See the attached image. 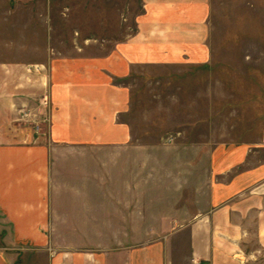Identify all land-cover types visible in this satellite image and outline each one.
Instances as JSON below:
<instances>
[{
  "label": "rangeland",
  "instance_id": "1",
  "mask_svg": "<svg viewBox=\"0 0 264 264\" xmlns=\"http://www.w3.org/2000/svg\"><path fill=\"white\" fill-rule=\"evenodd\" d=\"M142 13L141 0H0V130L12 143L43 137L52 146L55 211L83 214L86 226L84 233H56L55 241L163 243L171 264H192L191 230L210 208L218 152L264 140V0H210L207 58L112 77L128 92L118 122L129 139L72 151L51 137V74L35 62L44 53L107 56L137 32ZM1 62L23 68L14 73ZM1 225L0 216V248L12 246L13 234ZM252 249L251 242L243 264H264ZM29 253L15 264H45Z\"/></svg>",
  "mask_w": 264,
  "mask_h": 264
},
{
  "label": "crops",
  "instance_id": "2",
  "mask_svg": "<svg viewBox=\"0 0 264 264\" xmlns=\"http://www.w3.org/2000/svg\"><path fill=\"white\" fill-rule=\"evenodd\" d=\"M141 1L137 32L107 56L55 58L44 53L34 64L46 66L51 74V137L72 151L129 139L128 127L118 122V115L127 110L128 92L112 77L123 79L135 66L208 57L210 0ZM21 65L1 62V68L14 73ZM10 139L0 130L1 226L14 237L12 246L0 248V264H15L14 257L29 251L45 264H171L163 243L104 247L55 241L56 233H84L85 216L68 208L55 211L52 146L43 137L31 145ZM218 153L222 161L211 167L210 208L191 230L192 264H243V251L251 242L252 250L264 256V140L255 146L224 147ZM79 182L90 181L84 176Z\"/></svg>",
  "mask_w": 264,
  "mask_h": 264
},
{
  "label": "built area",
  "instance_id": "3",
  "mask_svg": "<svg viewBox=\"0 0 264 264\" xmlns=\"http://www.w3.org/2000/svg\"><path fill=\"white\" fill-rule=\"evenodd\" d=\"M196 264H211V263L210 262H203V263L197 262Z\"/></svg>",
  "mask_w": 264,
  "mask_h": 264
},
{
  "label": "bare ground",
  "instance_id": "4",
  "mask_svg": "<svg viewBox=\"0 0 264 264\" xmlns=\"http://www.w3.org/2000/svg\"><path fill=\"white\" fill-rule=\"evenodd\" d=\"M41 66H39V68H40Z\"/></svg>",
  "mask_w": 264,
  "mask_h": 264
}]
</instances>
